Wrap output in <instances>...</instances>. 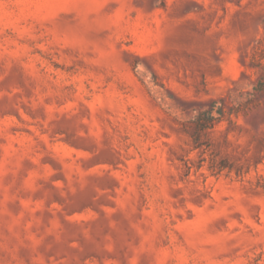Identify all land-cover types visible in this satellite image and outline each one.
I'll use <instances>...</instances> for the list:
<instances>
[{
    "label": "rangeland",
    "instance_id": "obj_1",
    "mask_svg": "<svg viewBox=\"0 0 264 264\" xmlns=\"http://www.w3.org/2000/svg\"><path fill=\"white\" fill-rule=\"evenodd\" d=\"M0 264H264V0H0Z\"/></svg>",
    "mask_w": 264,
    "mask_h": 264
},
{
    "label": "trees",
    "instance_id": "obj_2",
    "mask_svg": "<svg viewBox=\"0 0 264 264\" xmlns=\"http://www.w3.org/2000/svg\"><path fill=\"white\" fill-rule=\"evenodd\" d=\"M220 101H222V99H220ZM218 102L219 100L214 99L211 102V105L204 111L198 113L193 121L196 148H199L204 144L201 141V137L206 130L214 128L224 120H231L233 114L239 116L240 110L235 107L227 110L224 106H218ZM204 160L205 159L203 158L202 161ZM200 166H202V164ZM226 166V163L218 165L215 162H212L209 168L212 170L214 175H219ZM188 167L189 170H191V166L188 165Z\"/></svg>",
    "mask_w": 264,
    "mask_h": 264
}]
</instances>
